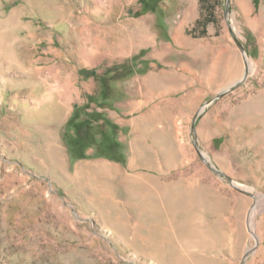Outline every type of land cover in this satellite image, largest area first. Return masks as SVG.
<instances>
[{
	"label": "rangeland",
	"instance_id": "374dc122",
	"mask_svg": "<svg viewBox=\"0 0 264 264\" xmlns=\"http://www.w3.org/2000/svg\"><path fill=\"white\" fill-rule=\"evenodd\" d=\"M215 11L0 0V264H264V0Z\"/></svg>",
	"mask_w": 264,
	"mask_h": 264
},
{
	"label": "trees",
	"instance_id": "16d2710c",
	"mask_svg": "<svg viewBox=\"0 0 264 264\" xmlns=\"http://www.w3.org/2000/svg\"><path fill=\"white\" fill-rule=\"evenodd\" d=\"M220 2L217 0H199L200 7L202 9V14L208 18L206 21V25L212 23L213 15L215 14V8L217 9ZM202 36L205 30V23L201 26ZM84 130V129H83ZM66 143L71 147V151L73 153V157L77 159H82L85 157V150L93 147L97 140L95 137L87 133L86 131H80L75 137H66ZM103 155L104 158L114 160L116 162H122L123 157L121 153L117 150V146L114 143H110L108 146H104V148L98 149Z\"/></svg>",
	"mask_w": 264,
	"mask_h": 264
},
{
	"label": "crops",
	"instance_id": "0c3cea01",
	"mask_svg": "<svg viewBox=\"0 0 264 264\" xmlns=\"http://www.w3.org/2000/svg\"><path fill=\"white\" fill-rule=\"evenodd\" d=\"M218 2H221L222 0H217ZM196 3H197V7H198V11H200V13L202 12V9L200 7V4H199V0H196Z\"/></svg>",
	"mask_w": 264,
	"mask_h": 264
},
{
	"label": "water",
	"instance_id": "95a60500",
	"mask_svg": "<svg viewBox=\"0 0 264 264\" xmlns=\"http://www.w3.org/2000/svg\"><path fill=\"white\" fill-rule=\"evenodd\" d=\"M238 45H239V48H240L242 54L244 55V54H245V53H244V49L242 48V46H241L240 44H238Z\"/></svg>",
	"mask_w": 264,
	"mask_h": 264
},
{
	"label": "bare ground",
	"instance_id": "6f19581e",
	"mask_svg": "<svg viewBox=\"0 0 264 264\" xmlns=\"http://www.w3.org/2000/svg\"><path fill=\"white\" fill-rule=\"evenodd\" d=\"M246 60H247V63L251 66V63H250V61L246 58ZM207 158V157H206Z\"/></svg>",
	"mask_w": 264,
	"mask_h": 264
}]
</instances>
